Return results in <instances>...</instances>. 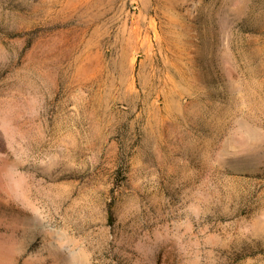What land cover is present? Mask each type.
Listing matches in <instances>:
<instances>
[{
	"label": "rangeland",
	"instance_id": "obj_1",
	"mask_svg": "<svg viewBox=\"0 0 264 264\" xmlns=\"http://www.w3.org/2000/svg\"><path fill=\"white\" fill-rule=\"evenodd\" d=\"M0 264H264V0H0Z\"/></svg>",
	"mask_w": 264,
	"mask_h": 264
}]
</instances>
